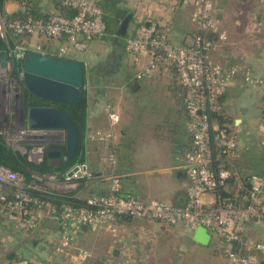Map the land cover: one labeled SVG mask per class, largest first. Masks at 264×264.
I'll list each match as a JSON object with an SVG mask.
<instances>
[{"label": "crops", "instance_id": "0c3cea01", "mask_svg": "<svg viewBox=\"0 0 264 264\" xmlns=\"http://www.w3.org/2000/svg\"><path fill=\"white\" fill-rule=\"evenodd\" d=\"M22 1L7 0L4 4L5 13L11 16L21 13ZM30 1L38 5L40 12L52 14L57 12L54 1L60 0ZM96 1L105 13L107 35L91 42L83 53L71 51L67 58L81 62L87 68L90 65L94 70L96 82L91 86L88 97L86 133L112 132L114 141L99 143L95 153H91V159L94 157V160L86 157L92 177L83 183V190L79 189L82 186L80 182L79 190L73 192L81 200L96 194H109L110 178L120 176L123 196L183 206L188 201V179L183 165L192 142L184 110V96L177 88L172 67L160 66L153 77L136 79L138 69L147 66L151 57L143 56L141 66L137 67L125 49V38L135 35L145 23L147 26L170 29V41L175 45H185L187 37L193 36L195 31L191 18L196 0ZM120 9L131 18L125 37L121 38L122 42L113 34H118L122 25V20L115 15ZM215 12L218 13L216 18L222 23L226 11L217 6ZM238 12L240 14L242 11ZM31 41L41 47L42 52L52 53L53 48L48 40L32 38ZM255 55L246 67L256 72L264 71V56ZM243 87L248 86L239 76L229 90ZM112 90L117 93L115 96L110 95ZM227 95L221 102V109L226 115ZM109 114L119 115L120 121L112 124ZM234 126L241 131L242 137L236 165L264 171V148L260 144L261 138L259 141L257 139L259 127L253 136H249L244 130L242 119L234 120ZM160 140L166 143L170 152L157 160L156 148H153L152 143ZM110 153H114L116 158L114 166H110L107 160ZM34 210H37L35 213L39 218V227L32 233L23 232L17 220L0 216V264H22L24 261L28 264H220V260L227 264L226 259L223 260L221 242L215 237L209 246H202L193 239L196 230L187 225L170 226L128 217L117 222L115 232L99 233L83 228L77 239L79 251H74V254L70 252L68 256H54L52 248L60 236L58 224L46 211ZM263 226L252 225L248 229V237H256ZM90 237L93 238L88 245L90 247H85ZM254 241L261 242L258 239ZM214 245L220 247L219 251L213 248ZM86 249L90 250L91 257L80 263L78 255Z\"/></svg>", "mask_w": 264, "mask_h": 264}, {"label": "built area", "instance_id": "2783aa9c", "mask_svg": "<svg viewBox=\"0 0 264 264\" xmlns=\"http://www.w3.org/2000/svg\"><path fill=\"white\" fill-rule=\"evenodd\" d=\"M62 2L74 12L72 16L55 12L47 20L21 22L9 21L0 11V37L8 44V51L2 55L7 56L6 66L0 63V83L8 78L16 62L22 61L30 51L32 38L48 40L53 48L51 55L67 57L71 51L85 52L91 42L107 35L105 13L96 0ZM191 21L195 31L190 47L173 44L169 35L161 32L157 25H141L135 35L125 38V49L137 67L141 66L143 56L151 57L147 66L138 69L136 79L150 78L159 71L160 65H164L174 69L176 80L184 89L192 137L191 150L185 155L183 165L188 179L187 203L176 206L159 200L147 202L124 197L120 194V176H112L109 194L91 196L81 206L66 204L58 211L50 202L33 198L31 191L46 195L72 193L64 186L92 177L87 163L76 164L67 171L64 183L53 182L49 177L52 188H44L40 182L26 185L18 172L0 165V215L17 220L25 233H32L39 227L38 215L29 211L28 205L34 204L40 211L53 216L60 235L53 245L54 256H68L75 250L76 240L84 227L99 233L115 232L117 222L128 217L170 226L187 225L192 230L203 226L212 238L221 242L227 264H264V242L248 237L252 225H264V177L243 175L232 167V162L239 156L240 131L212 118L221 110V97L239 76L255 90L264 88V78L256 77L246 66L211 62L210 53L216 47L218 32V19L214 16L211 0H196ZM13 36L30 37V43L27 46L15 42L12 47L9 42ZM218 38L225 39V34H219ZM55 43L62 44L55 46ZM32 50L42 52L39 46ZM109 117L112 124L120 121L117 114H109ZM259 132L264 148V121L260 122ZM90 139L109 144L114 141V134L96 132ZM108 163L115 165L114 153L109 154ZM69 172L73 174L69 176ZM90 257V252L83 250L78 261L84 263Z\"/></svg>", "mask_w": 264, "mask_h": 264}, {"label": "rangeland", "instance_id": "374dc122", "mask_svg": "<svg viewBox=\"0 0 264 264\" xmlns=\"http://www.w3.org/2000/svg\"><path fill=\"white\" fill-rule=\"evenodd\" d=\"M211 1L215 17L216 14H218L215 12L217 6H221L226 11L224 15L225 18H222L223 22L220 23L218 21V32L215 38L216 47L210 53L211 62L223 66L231 64L234 66H249L251 57H253L254 54H262L264 56V0H241L242 3L240 0ZM243 2L245 4H243ZM239 10L242 11L240 14L238 12ZM258 16H260V18H254ZM142 25L146 24L144 23ZM160 31L165 32L170 36V29L164 27L160 28ZM222 33L225 34V39L223 40L218 38L219 34ZM30 46L29 50L37 47L32 43ZM160 66L166 67L164 65ZM88 68H90V65ZM254 73L255 76L259 75L261 78H264V71L257 70L256 72L255 70ZM85 89L89 97L91 86L87 84ZM109 93L112 96L117 94L113 90ZM226 94L229 95H227L228 100L225 104L227 115L233 120V122L234 120L242 119L243 127L245 128L244 130H246L249 136H253L256 128L259 127V123L262 121L264 89L262 88L258 91H254L249 87H243L233 89L231 91L229 90ZM24 101L25 92L22 83L21 71L16 72L14 68H12L8 74V78L4 79L3 82L0 83V136L3 137L5 143L14 151L22 155H27L31 161L39 163L43 160L44 153L48 149L63 146L65 144V133L62 131H30L24 123L22 117L23 103L25 104ZM93 134L94 133L89 134V132L86 133L85 144L88 151V159H91V153H95V147L98 146L99 143H102L96 140H91L90 136H93ZM260 138L261 135H258V141ZM241 139L242 137L240 136V142ZM154 143H152V146L153 148H156L154 151L157 152V160H159L158 158H161L162 155L169 154L170 149L166 147V143L164 141L160 140ZM51 152H55V150H51ZM94 159L95 158L93 157L91 161ZM52 163L58 164L59 162L53 161ZM49 177L53 179V182H65L63 180L59 181L56 176H34L36 179L35 181L40 182L47 188H52V182ZM64 187L67 188V191L71 190V192H73L74 189H78V183L76 182L75 184ZM54 191H57L56 188ZM32 211L36 212L37 210ZM2 217H6V215ZM252 237V240L258 239L259 241L264 242V226L256 234V237ZM91 239L93 238L90 237L89 240H87L89 243H86L85 247H90L88 245H90ZM77 245L78 243L76 240L75 250L70 251L71 253L74 254V251L76 252L80 250V246L77 247ZM218 246H220V244ZM214 247L219 251L220 247H217V245H214L213 248ZM86 251L89 252L90 250L86 249ZM223 260H225V257ZM219 262H221L220 264H225L221 260ZM210 264H212V262Z\"/></svg>", "mask_w": 264, "mask_h": 264}, {"label": "water", "instance_id": "95a60500", "mask_svg": "<svg viewBox=\"0 0 264 264\" xmlns=\"http://www.w3.org/2000/svg\"><path fill=\"white\" fill-rule=\"evenodd\" d=\"M115 15L122 20L118 36L124 38L131 18H128L126 12L121 9ZM193 43V37H187L185 45L190 47ZM6 60L7 56L0 57L3 66H6ZM85 74L86 67L83 63L67 57L30 50L22 59V83L25 90L40 100L54 104L69 106L80 104L84 99ZM22 117L30 130L65 133V150L50 152L49 157H62L65 163L75 157L80 145V135L75 122L65 111L57 107L26 109L23 103ZM72 174L73 172H69L68 175ZM193 239L202 246H209L212 235L205 227L199 226Z\"/></svg>", "mask_w": 264, "mask_h": 264}, {"label": "trees", "instance_id": "16d2710c", "mask_svg": "<svg viewBox=\"0 0 264 264\" xmlns=\"http://www.w3.org/2000/svg\"><path fill=\"white\" fill-rule=\"evenodd\" d=\"M6 1L7 0H0V11L3 14V16H5L9 21L19 20L21 22H25L29 19L47 20L51 15L47 12L45 13L40 12L38 5L32 4L30 0L22 1L23 11L21 13L14 14L12 16L7 15L4 11V4ZM54 6L57 12L64 13L67 16H72L74 14V12L70 8H68L67 6L63 4L62 0L54 1ZM113 34L115 35V38L117 40L122 42L121 37H119L116 32H113ZM15 42L23 43L28 46V44L30 43V37L13 36L10 38L9 45L14 47ZM7 51H8V44L5 42V40H3L0 37V56L4 55ZM21 69H22V61H17L15 64L14 70L16 72H20ZM93 76H94V70L86 67L85 86L87 84H89L90 86L95 84L96 80L94 79ZM175 78H176V75H175ZM176 84H178V82ZM177 88L181 90L184 96V89L179 84L177 85ZM24 92H25L26 109H29L31 107H57L65 111L73 119V121L75 122L78 128L79 135H80L79 149L75 157L69 162L65 163L62 157L60 158L49 157V153L51 152V150L63 152L65 150V146L63 145L59 147L50 148L44 153L43 160L39 163H35L31 161L27 155H22L14 151L10 146H8L5 143L3 137L0 136V165L9 167L10 169L18 172L24 178L26 185L32 182L39 183L35 181L34 179L35 175H38L40 177L56 176L59 179V181H62L64 180V176L67 173V171H69L74 165L86 163L87 148L85 144V139H86L87 125H88V94H87V91L86 89H84L83 101L80 104L74 105V106L54 104L51 102L40 100L34 97L33 95H31L30 93H28L25 90V88H24ZM225 98H226V94L221 97L220 99L221 102H223ZM184 108H185V102H184ZM184 110H185L186 117L188 119L186 109ZM212 118L217 120L221 125L225 124V125L234 126L233 120L228 115L224 114L223 109L219 111L218 115H214ZM263 121H264V107L262 109V121L261 122ZM191 146H192V142H191ZM190 150H191V147L189 151ZM235 160L232 162V167L236 169L239 173L243 175H258V176L264 177V171L262 170L254 171V170H249L248 168L246 169L240 168L238 167V165H236ZM53 161H58L59 163L53 164L52 163ZM85 181H87V179H83L80 181L82 184V186L79 187L80 190H83L82 189L83 183ZM31 193H32L33 198L38 199L40 201L50 202L56 207L58 211H60L62 206L66 204H74V205L81 206L86 203V200H81L77 197L76 192L69 193V194L53 193L51 195H46L38 191H31ZM120 194L123 196L122 193ZM97 195L100 196V195H107V194H96L92 196H97ZM124 197H129V196H124ZM27 207L29 211L37 209V206L34 204H30ZM121 220H123V218H121L119 221Z\"/></svg>", "mask_w": 264, "mask_h": 264}]
</instances>
